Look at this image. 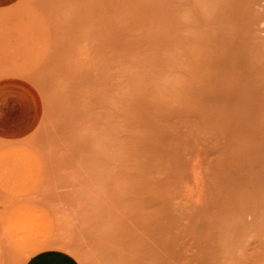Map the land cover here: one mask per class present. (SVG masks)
I'll return each mask as SVG.
<instances>
[{"label": "rangeland", "instance_id": "rangeland-1", "mask_svg": "<svg viewBox=\"0 0 264 264\" xmlns=\"http://www.w3.org/2000/svg\"><path fill=\"white\" fill-rule=\"evenodd\" d=\"M0 129V264H264V0H0Z\"/></svg>", "mask_w": 264, "mask_h": 264}, {"label": "crops", "instance_id": "crops-1", "mask_svg": "<svg viewBox=\"0 0 264 264\" xmlns=\"http://www.w3.org/2000/svg\"><path fill=\"white\" fill-rule=\"evenodd\" d=\"M36 169L35 158L24 159L20 150L16 148L7 149L0 157V175L11 177L16 183H24L33 178Z\"/></svg>", "mask_w": 264, "mask_h": 264}, {"label": "bare ground", "instance_id": "bare-ground-1", "mask_svg": "<svg viewBox=\"0 0 264 264\" xmlns=\"http://www.w3.org/2000/svg\"><path fill=\"white\" fill-rule=\"evenodd\" d=\"M238 82V81H237ZM237 84V83H236ZM240 85H242L243 86V84H241V83H239ZM243 87H245V86H243ZM235 87L233 86V89H234ZM237 89V88H236ZM242 89V88H241ZM235 90V89H234ZM241 90L239 89V91L237 90V92H240ZM258 95V94H257ZM255 98H256V96H255ZM239 110V109H238ZM245 113V112H244ZM239 114H241V111H240V113ZM238 115V114H237ZM240 132V131H239ZM247 134H249V133H247ZM242 135H244V134H242ZM246 136V135H245ZM245 136H243V137H245ZM243 137L241 138V139H243ZM240 138V137H239ZM244 140V139H243ZM246 141V138H245V140H244V142ZM248 143V142H247ZM242 144H244V143H242ZM247 145V144H246ZM240 147H241V145H239ZM243 146V145H242ZM249 145H247V147H248ZM246 147V148H247ZM250 147V146H249ZM244 147H241V150H244L245 151V148L243 149ZM250 150H252V149H250ZM248 151V150H247ZM254 152V151H253ZM259 153V152H258ZM255 154H256V151H255ZM260 155H261V153H260ZM258 156H259V154H258ZM252 159V158H251Z\"/></svg>", "mask_w": 264, "mask_h": 264}]
</instances>
